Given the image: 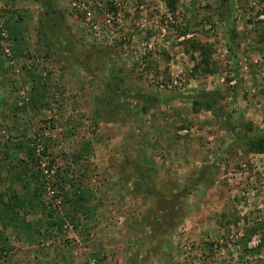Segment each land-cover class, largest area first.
<instances>
[{
	"label": "rangeland",
	"instance_id": "rangeland-1",
	"mask_svg": "<svg viewBox=\"0 0 264 264\" xmlns=\"http://www.w3.org/2000/svg\"><path fill=\"white\" fill-rule=\"evenodd\" d=\"M172 5L0 0V264H264V0Z\"/></svg>",
	"mask_w": 264,
	"mask_h": 264
},
{
	"label": "trees",
	"instance_id": "trees-1",
	"mask_svg": "<svg viewBox=\"0 0 264 264\" xmlns=\"http://www.w3.org/2000/svg\"><path fill=\"white\" fill-rule=\"evenodd\" d=\"M172 2L173 0H167V6L169 9L173 8ZM203 48L204 47L199 46L198 50L200 53L202 52ZM203 61L205 62L204 59ZM243 140L247 151L264 154V135H252L244 138Z\"/></svg>",
	"mask_w": 264,
	"mask_h": 264
}]
</instances>
